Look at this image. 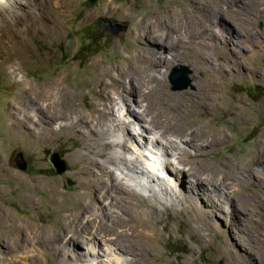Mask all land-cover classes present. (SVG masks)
Wrapping results in <instances>:
<instances>
[{
  "label": "rangeland",
  "instance_id": "obj_1",
  "mask_svg": "<svg viewBox=\"0 0 264 264\" xmlns=\"http://www.w3.org/2000/svg\"><path fill=\"white\" fill-rule=\"evenodd\" d=\"M20 1L21 5L8 6L6 21L23 32L31 47L29 52H23L26 58L22 69H14L16 66L11 68L9 73L13 70L16 72L9 78L4 75L0 60V264H117L119 258L124 260V264H264V157L245 172L231 168L223 173L212 164L218 159L248 161L256 145L260 142L264 144V0ZM210 5L213 8L212 11L210 9L211 13L209 11L206 16L200 14L202 18L199 21L194 18L189 20V12H204ZM121 10L128 15L121 14ZM13 13L21 21L15 22ZM51 17L57 18V22L52 21ZM100 18L112 24H121L125 29L113 36L96 26ZM3 22L2 18L0 25ZM226 23L236 27L235 31L240 29V36L227 29ZM212 27L213 36L207 40L202 33ZM170 30L177 32L176 40H171L168 34ZM228 33L234 35L233 41H226ZM185 36L195 39L201 36L200 45L187 44L188 38ZM152 43L160 47L159 52H169L171 49H174L173 52H187L178 60L162 53L161 56L167 55L169 60L164 57L165 62L161 66L152 68L153 76L159 79L163 76L158 82L164 84L160 97L165 100L146 97L139 88L134 90L136 77L133 72L123 75L115 73L130 95L126 104H117L120 98L118 92L115 93V99L111 102L116 104V109L109 110L111 118L108 119L112 123V120L121 117L114 115L118 114L117 110H120V114H126L129 108L136 113L146 112L149 131L160 127L154 133L163 134V137L173 131L188 137L196 130L217 128L228 142L214 149L210 160L193 161V157L187 158V153L183 152V162L186 164L183 166L189 172L180 174L176 171L180 154L167 155L157 158L169 165L168 174L162 175L165 181L161 179L149 185L146 182L148 175L133 177L135 173L127 168L134 166V153L159 152L162 147L151 143L144 145L140 135L137 136L134 131V128H138L137 122L129 114L126 118L121 117L134 131L129 132V138L127 132L115 129L109 123L105 135L108 142L118 144L127 140L124 144L129 150H122L116 145L107 152L114 157L122 152L125 167L120 159L117 165H113L107 159L95 158L98 163L104 164L101 169L90 165L94 171L91 173L84 162L86 154L81 149L83 142L74 135H63V138L59 137L50 144H38L34 134L37 130L36 117L40 114L31 106L25 108L30 113V120L24 118V110L20 107L25 102L21 100L22 80L40 88L52 86L54 96L58 95L65 101L48 106L49 103L42 99L39 103L44 104L42 111L48 116H79L88 122H104L105 118L94 109L95 103L102 101L101 90L107 81L106 76L103 83L99 79L100 71L107 68L126 71L131 64L134 65L131 58L137 52H144L143 47L158 51L157 47H152ZM199 57L205 61L200 67L195 63ZM137 67H141V64L137 63ZM220 68L225 70L223 77ZM174 69L186 74L183 81L189 82L187 88L172 89L169 78ZM153 84L156 85V82ZM209 85L214 87V99L218 100L214 114L187 116L186 120L180 122L166 120L167 111L173 110L175 114L176 110L186 112L193 104L191 101L196 102L197 96H201L203 89ZM169 100V104L166 103ZM15 106L18 111L14 114ZM145 106H148V111ZM241 113L243 119L238 121L236 116ZM176 117L181 118L179 114ZM20 120L26 124L21 126ZM194 120L197 123L192 124ZM59 123L63 122H58L56 127H59ZM131 134L136 135L135 138ZM201 138L207 140L204 135ZM181 146L184 147L183 144ZM187 148L192 155L194 150ZM18 153L23 154L25 170H21L15 162ZM55 153L67 166L62 174L57 173L51 161ZM141 167L147 170L146 166ZM108 170L112 172L106 175ZM124 171L130 176L132 174L133 179L124 175L121 180ZM95 173L103 175L105 185L114 183L108 179L110 175L119 176L120 180L114 183L115 188L119 189L111 188L102 196L100 189L104 186L98 185L95 195L88 193L85 186L90 179H98ZM192 173L203 178L211 177V180L223 185L216 187L204 183L202 188L190 176ZM160 175L159 172L154 173V176ZM180 181L187 187V193L180 187ZM130 185L136 190L132 191L134 197L145 196L144 200L149 204L152 202L161 211L152 220L155 238L150 243L144 237L133 236L128 224H119L110 233L104 231L106 226H96V233L94 227H89L92 230L90 235L94 233L99 239L93 241V249L88 248L85 245L88 231L75 227L70 221L68 223L72 214H80L77 202L91 201L99 208L106 198L117 196L120 189L126 191L125 188H131ZM128 196L133 197L131 194ZM94 197L96 202L92 199ZM188 197L193 199V204L186 201ZM136 201L120 203L113 200L107 207L121 204L120 208L132 215L142 210L137 207ZM97 212L102 217L103 213ZM66 234L71 235L74 242L68 240L64 236ZM227 252L234 256L233 262L229 261Z\"/></svg>",
  "mask_w": 264,
  "mask_h": 264
},
{
  "label": "bare ground",
  "instance_id": "obj_2",
  "mask_svg": "<svg viewBox=\"0 0 264 264\" xmlns=\"http://www.w3.org/2000/svg\"><path fill=\"white\" fill-rule=\"evenodd\" d=\"M45 2H46V0H45ZM14 4L21 5L22 2L20 0H0V22H1L2 18L4 21L3 24L0 25V60H1V68L3 69L4 75H6V78H9L11 76V74L13 75L14 72H16L15 70H13L11 73H9L11 71V68H14L16 66L14 69H16V68H17L16 70L22 69V67L24 66V59L26 58V57H23L26 55L23 52H29V47H31V46H29L28 41L25 39L23 32L22 31L20 32L19 29L13 28V26H12L13 24L11 25V23L9 21H6L7 20V18H6L7 14L6 13L8 11V6L12 7V6H14ZM197 4H198V2H197ZM197 8H199V7H197ZM206 8H207V10L204 12H203V10L199 13H196V11H195V14H193V12H189V20H193V18H194L197 21H199L202 18V16L200 17V14H203L204 16H206V14L211 9V5L206 7ZM219 8L221 9V7H219ZM227 8H228V6H227ZM52 9L54 10L53 6H52ZM212 9H211V11H212ZM211 11L209 13H211ZM219 13H221V11H219ZM13 14L15 17V13H13ZM121 14L128 15L123 10H121ZM221 16H223V13ZM221 16H219V17L221 18ZM204 18L205 17H203V19ZM15 19H16L15 22L21 21L18 17L17 18L15 17ZM52 19H53L52 21L55 20V22H57V20H58L57 18H55V19L52 18ZM37 20H38V18H37ZM228 20H232V19H228ZM10 21L12 23L14 22L13 20H10ZM221 21L225 22V20H223V18H221ZM226 26H227V29H230V31L232 33L236 34L237 36H240V34H241V32L239 31L240 29L235 31L236 27L233 28L229 24L227 25V23H226ZM233 31H235L236 33ZM241 31H242V29H241ZM168 34L171 37V40H176L178 38V34L175 30H170L168 32ZM194 34H195V32H194ZM228 34L229 35H228L226 41L227 42L233 41L232 37H234V35H230V33H228ZM202 36L205 39L209 40L213 36V27L210 29H207L205 32H203ZM185 37H187V36H185ZM200 37L196 38V39L187 37L188 38L187 44H189V45L190 44L191 45L199 44L201 41ZM153 41H154V38H153ZM205 43L208 46H210L208 41H205ZM149 45L151 47V44H149ZM153 45H152V47H157L158 51H156L155 49H148V48L141 46L144 48V52H137L136 55H134L131 58V63L134 62V65L131 64L127 68L126 71L124 69L122 70V69H111V68H107L106 70L100 71L99 79L103 83L105 80V76H106L107 81L105 84L107 86L103 85L102 90H101L102 101L95 103L94 109L96 110L97 113L99 112V115L101 117L105 118L104 122H101V121H99V122H88V121H84L83 118H81L79 116H72V117H68V118L64 117V116H60V117L59 116H57V117L48 116L47 114L43 113V111H42L44 104L39 103L42 99H44L45 101H47L49 103L48 106L49 105L51 106L52 103L58 104L60 102L64 103L65 101L62 99V97H60L58 95L54 96L55 92L53 91L54 88L52 86L46 85L45 87L40 88L38 86H35V85H32V84L26 82L25 80H22L20 90L23 92V97L21 100L25 101V102H24V105H21V106L19 105V106L23 108L22 109V110H24L23 115H24V118L26 120L27 119L30 120V116H29L30 113L28 112V110H25V108H27V107L33 106L34 109H36L37 112L40 114L38 117H36L37 118V122H36V125H37L36 129L37 130L35 131L36 134H34L37 136L38 144L39 145L40 144H42V145L50 144L51 142H54L59 137H62L63 135L64 136L65 135L76 136L77 138H79L83 142L82 143L83 146L81 147V149L86 154V156L84 158L85 159L84 162L88 165V171H90L91 173H94L93 169L90 168V165L96 169H101L103 167V164H104V163H98L95 160V158L101 159V160L107 159V161L112 163L113 165H117L118 159H120V162L122 161V163L124 164V167L126 166V163L123 162L125 159L123 158L122 152L116 153L118 155L117 157L110 156L109 154H107L108 150L112 149L116 145L121 147L122 150H125V151L129 150V147H126L124 144V142L126 143L127 140L122 141V142L119 141L118 144L115 142H108L105 140V138H106L105 135L107 134L106 133L107 123L112 124L113 128H115V129H121L124 132H127L128 138H129V132L134 133V131H135L137 136L140 135V137L142 138L144 145H145V143H151L153 146L160 145L162 147V149L159 152L154 151L152 153H140V152H138L137 154L134 153V158L132 159V163L134 164V166L132 168L131 167L127 168V170L135 173L133 175V177H138L139 175L140 176L141 175L142 176L148 175L146 182L149 185H152L157 180L164 179L162 177V175L168 174L167 170H168L169 165H167V163H165V162L159 161L157 159L158 157L163 158V157H166L167 155L174 156V155L180 154V156L177 158L179 163H178V166L176 167V171L179 172L180 174H182L183 172H189V171H186L188 168L186 169L183 166L185 164V162H183L184 158L182 157L183 152L187 153V154H185L186 156L188 155L187 158L193 157V161L204 160V158H206L205 159L206 161L210 160L212 158L210 156L212 155L213 150L220 148V146H222L225 142H228L225 135L221 131H219L217 128H209L208 127L204 131H200V132H197V130L195 129L196 132L192 133L191 136H188V137L187 136L185 137L183 134H181L179 132L173 131L172 133H169L166 137H163V134L160 135V133H154V130L156 131L160 127L157 129L155 127V128H153V130L149 131L150 125L148 123L149 121L147 120V117H145L146 112H145V114H144V112L143 113L142 112L136 113L135 111H133L129 108V109H126L127 110L126 114H125V112L120 114L121 113L120 110H117L118 114L114 113V115H119V116L125 117V118L129 114V116L133 118V121L137 122L136 127H138V128L137 129L134 128L135 129L134 131L131 129V127H130L131 125H129V123H127L126 120L122 119L121 117H119L118 119L112 120V123L108 119V118H111V117H109V115H111V111H109V110H115L116 109V104L114 105L111 102L115 99V98L113 99V96L115 95V93L118 92V97L120 98V100L117 104L122 103V102H124L126 104L127 100H128V96L130 95V93L128 91H125V86H123L121 81L118 78H116L117 77L116 74L123 75L125 72H127V73L133 72L134 76L136 77V80H135L136 84H134L135 86L133 87L134 90H137L139 88V91L144 92V96H146V97H159V99H161L162 101L165 100L164 97H160L163 95L164 84L161 85L158 82L163 76H161L160 79L156 76H153L154 74H152V68L157 67L160 64L162 65V63L165 62V58L168 59V56L173 57L174 60H178V59H181L183 57V54H185L187 52H184V51L173 52L174 49L169 50V52H159V50H161L160 47L156 44H153ZM183 46H184V44H183ZM179 47H180V45H179ZM175 49H176V47H175ZM30 52H34V51H30ZM162 53H166L168 56L166 55V56H164L165 57L164 58L163 56H161ZM122 62H123V60H122ZM123 63H125V62H123ZM137 63H140L141 67H137ZM195 63L198 65V67H200L201 65H203L205 63V61H203V58L199 57ZM124 65H126V64H124ZM220 69H221V73H222V77H223V73L225 70H223V68H220ZM205 72H206V70H205ZM154 82H156V85L153 84ZM222 83H223V81H222ZM140 87H143V89H140ZM213 88L214 87L212 85H209V86L205 87L202 92L200 91L201 96H200V94H199V96H197L196 102L191 101L193 104L190 105L189 108L187 107L188 109L186 110V112L176 110V114H179L181 116V118L176 117L175 111H173V110L167 111L166 120H168L169 122H171V121L180 122V121L186 120L187 116L191 117L193 115L195 116V115H198L201 113L206 114V115H208L209 113L214 114V112L216 111V109L218 107V102H217L218 100L215 101V99H214V93L213 92L215 89L213 90ZM200 90H202V89H200ZM108 91H109V93H108ZM133 93H134V91H133ZM68 97H70L69 94H68ZM139 99H141V98H139ZM217 99H219V97H217ZM169 102H170V100L168 102L166 101V103H168V104H169ZM142 104H144V103H142ZM179 104H182V103H179ZM136 105H137V103H136ZM177 107H179V106H177ZM161 109H163V108H161ZM145 110L148 111V106H145ZM15 111H18L16 106L14 108V114H15ZM173 113H174V115H173ZM150 115H152V114H150ZM158 115H160V113ZM242 115H243L242 113L238 114L236 116V119L238 121H241L243 119ZM58 122H63V123H59V127H56V124ZM151 122L154 123V121H151ZM19 123L21 126H24L26 124L24 120H20ZM191 123L194 124V123H197V121L194 120V121H191ZM199 125L201 126V124H199ZM100 126H104L105 128L102 127L100 129ZM150 132H152V133H150ZM203 135L206 137L207 140H203L201 138ZM135 136L136 135L131 134L132 138H135ZM173 137L176 138L177 140H174ZM181 144H183L184 147H182ZM186 146L189 148H192L194 150V153L192 155ZM178 150L179 151L181 150V151L178 152ZM130 151H131V149H130ZM80 155H81V157H83V154L80 153ZM263 157H264V144L260 142L254 148L253 155L248 161L230 162L227 159H218L217 161L213 162L212 164H213V167H215V169L217 171H222L223 173L227 172L231 168H236L237 170H241L242 172H245L247 169L253 168V166L256 165L257 163H259ZM181 158H182V161H181ZM139 165L146 166L145 168L147 170H144V168L139 166ZM137 166H139L140 168ZM181 166H183V167H181ZM80 167H82V166H80ZM189 170H192V168H190ZM108 171L109 172L106 175H109L112 172L111 170H108ZM129 171H128V173H129ZM155 172H159V173H161V175L160 176H154ZM192 174L193 175H190V176L193 177L195 180H197V182L201 185L202 188H203L204 183H206L208 185H215L216 187L223 185L221 183H217L216 181L211 180V177L210 178H208V177L203 178L202 176H200L198 174H194V173H192ZM95 175H96L95 177L98 179H90L85 186V190L88 193L92 192V194L95 195V191H97L98 185L104 186L102 188V190L100 189V194H102V196H105L106 192H108L111 188L116 189V190L119 189V188H115L116 184H114L115 182L117 183L120 180L119 176L116 177L115 175H110V177L108 179L114 181V183H112V184L107 183L105 185V183H103L104 182L103 175L99 176L96 173H95ZM124 175H126L127 177L130 176L129 174H127L124 171L123 175L121 177V180H122V178H124L123 177ZM130 177L132 178V174ZM179 177H181V176H179ZM204 179H206L208 181L205 182ZM188 180H190V178ZM222 180H223V178H222ZM123 181H125V180H123ZM164 181H165V179H164ZM179 185H180V187L184 188V191L187 193V187L185 186V184L182 181L179 182ZM129 187H131V188H125V189H127L126 191L120 189V192H119V194H117V196H112V198L109 196L108 197L109 199L106 198L100 204L99 208H98L97 204H95L91 201L85 202V203L83 201L77 202L76 207L78 208V211L80 214H72V216H70L68 218V223L70 221L73 225H75V227L78 226L79 228H84L88 231L87 234L89 237H88V240L85 241L86 242L85 245H87L88 248L93 249L94 248V242L93 241H96L97 239H99V238H96L94 235V233H96V231L98 229V228H95L96 226L97 227L101 226L102 228H104L106 226L104 231H107L108 233H110L111 230L113 231V229L117 227V225L128 224L131 226L130 230L132 231L133 236L138 237V238L144 237V239L146 238L145 240H147V242H150V243L153 241V239L155 238V231L153 229L152 220L154 218V215L159 216L161 214V211L159 209H157L154 204L152 205L151 204L152 202L149 204L148 201L144 200L145 196H143L144 198L139 197L138 199L136 197H134L135 194L133 192H135L136 190L131 185ZM188 188L190 190H193L192 187L188 186ZM195 189H196V187H195ZM190 190H188L189 193L191 192ZM128 193L131 194L134 198L129 197ZM92 199H93V201L95 199V202L97 201L95 197ZM113 200L114 201L118 200L119 202L121 201L124 203H125V201L130 202V200H137L136 205H137V207L141 208L142 210H137L133 213L134 215L133 214L130 215L127 211L121 209L122 207L120 208L121 204H119L118 206L107 207L108 204H110ZM186 201H188L190 203V205L194 203L193 199L189 198V197L186 198ZM143 208L146 210H144ZM97 211H101L100 213H103L102 217L100 216V214H98ZM113 214H115V215H113ZM116 214H120L119 215L120 217L117 216ZM123 214H125V216L121 217V216H123ZM112 217L114 220L112 219ZM62 220H63V218H62ZM62 220H60V221L62 222ZM124 221L127 223H125ZM65 223L67 224V220H65ZM89 227L90 228L94 227L93 228L94 229L93 235H90L92 233V230H89L88 229ZM100 234H98V235H100ZM68 235L69 234H66L64 236H67L68 240L74 242V240H72L73 237L71 235L70 236H68ZM106 236L107 235H105V237ZM103 238H104V236H103ZM101 241H103V240H101ZM75 242L77 243L78 241H75ZM227 253L230 257L229 261L233 262L234 256L230 252H227ZM116 261H117V259H116ZM123 261L124 260L122 258H119L117 264H124ZM126 264H128V263H126Z\"/></svg>",
  "mask_w": 264,
  "mask_h": 264
},
{
  "label": "water",
  "instance_id": "obj_3",
  "mask_svg": "<svg viewBox=\"0 0 264 264\" xmlns=\"http://www.w3.org/2000/svg\"><path fill=\"white\" fill-rule=\"evenodd\" d=\"M90 3H94L96 0H88ZM96 26L98 28H101L103 31H107L113 36L118 35L121 33L125 27L121 24H112L111 21L100 18L96 21ZM70 40L67 41V45L69 46ZM186 77L185 73L179 72L177 69H174L169 80L172 85L173 90H183L188 87L189 82L183 81ZM51 161L53 162L54 166L56 167L57 173L62 174L63 172L66 171L67 166L65 162L60 158L58 153H55L51 157ZM15 162L17 166L21 170L26 169V162L24 160L23 154L18 153L17 156L15 157Z\"/></svg>",
  "mask_w": 264,
  "mask_h": 264
}]
</instances>
